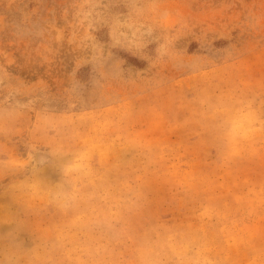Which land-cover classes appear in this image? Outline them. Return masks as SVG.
<instances>
[{
  "label": "rangeland",
  "instance_id": "374dc122",
  "mask_svg": "<svg viewBox=\"0 0 264 264\" xmlns=\"http://www.w3.org/2000/svg\"><path fill=\"white\" fill-rule=\"evenodd\" d=\"M0 264H264V0H0Z\"/></svg>",
  "mask_w": 264,
  "mask_h": 264
}]
</instances>
